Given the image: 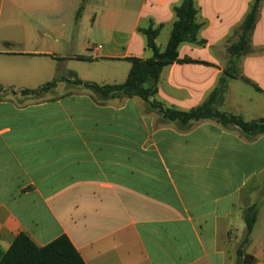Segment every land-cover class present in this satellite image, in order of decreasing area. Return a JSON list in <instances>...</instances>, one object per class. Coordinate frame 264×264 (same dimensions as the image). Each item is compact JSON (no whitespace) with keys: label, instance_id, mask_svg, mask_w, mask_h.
Segmentation results:
<instances>
[{"label":"crops","instance_id":"crops-1","mask_svg":"<svg viewBox=\"0 0 264 264\" xmlns=\"http://www.w3.org/2000/svg\"><path fill=\"white\" fill-rule=\"evenodd\" d=\"M88 1L0 0V259L23 233L38 247L64 235L85 264H243L244 256L264 264V134L246 137L210 119L166 121L138 97L75 83L124 82L128 58L151 56L138 28L171 29L182 0H100L93 24L104 18L109 39L88 55L61 51L67 18L84 15ZM253 1L194 0L202 43H184L178 54L206 64L165 67L156 100L189 111L209 97ZM21 12L35 24H18ZM99 61L100 74L78 64ZM237 69L219 110L264 118V0ZM46 78L58 81L22 92ZM238 81L257 96L233 105Z\"/></svg>","mask_w":264,"mask_h":264},{"label":"trees","instance_id":"trees-1","mask_svg":"<svg viewBox=\"0 0 264 264\" xmlns=\"http://www.w3.org/2000/svg\"><path fill=\"white\" fill-rule=\"evenodd\" d=\"M261 0H254L246 14L241 27L238 39L227 48L229 60L224 69V76L218 79V84L212 89L209 97L199 106L189 110L180 111L167 107L155 99L157 85L160 75L165 67L174 63L180 64H206L189 58H179L178 49L184 43L201 44L198 40V33L201 23L197 21V9L194 0H182L181 3L173 7L174 21L172 23L167 43L164 49H160L156 44V39L162 29V25L154 26L150 23L147 27H139L138 33L144 38L145 49L151 53L146 59L128 58L130 68L125 81L121 84L99 86L91 82H83L76 79L75 83L89 88L100 95L109 98H133L142 99L149 109L162 115L166 121H178L182 124L196 123L202 120H213L222 126L233 124L237 126L246 137H255L264 134V118L244 121L239 116H234L221 112L220 105L223 103L227 83L230 79L240 77L237 66L240 57L246 54L249 37L257 21L258 8ZM254 90L261 91L248 79H243ZM58 80L55 79L41 86L37 90H23V93L51 89ZM0 87V92L4 91ZM257 207L248 208L246 221V234L249 236L256 220ZM240 256L242 253L239 252ZM252 259L244 256L243 264L250 263ZM0 264H85L78 252L72 246L66 236H60L46 246L38 247L31 239L21 233L11 243L7 251L0 259ZM239 264V260L236 262Z\"/></svg>","mask_w":264,"mask_h":264},{"label":"rangeland","instance_id":"rangeland-1","mask_svg":"<svg viewBox=\"0 0 264 264\" xmlns=\"http://www.w3.org/2000/svg\"><path fill=\"white\" fill-rule=\"evenodd\" d=\"M100 8H103V3L100 0H89L84 15H80L78 17H76V15H72L67 18L66 21L67 25L65 29V41L67 43L65 46L61 47V51L72 50L74 53L79 55H88L91 54L90 49H92L94 46L101 45L104 40L109 39L111 35L110 32L102 28V24H104L105 22L104 18L97 17L96 23L93 24L94 14ZM17 23L20 25L35 24V22L32 21L25 12H21L18 14ZM169 32H170V26L169 27L166 26L163 30L161 29L156 39V44L160 49H164L168 40ZM149 54H150L149 51L146 50V57ZM78 64H80L82 68L86 69L87 72L95 73V74H100L101 71H103V69H107L105 67L106 63L102 61H99L98 63H78ZM55 66L56 69H59L60 67H62V63L56 62ZM46 79H50V80H44L45 81L44 83L52 81V78H46ZM114 79L116 81H119V83L123 82V78H121V80H119L120 78L118 77ZM233 92L235 96L232 103L233 105L236 104L237 96H246V95L257 96L251 87L245 85L240 81H238L236 85L233 87ZM262 216H264V213H262Z\"/></svg>","mask_w":264,"mask_h":264}]
</instances>
